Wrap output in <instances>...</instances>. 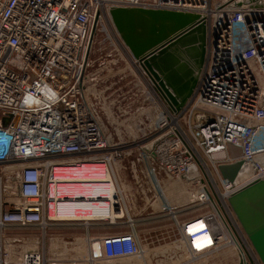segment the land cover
Returning a JSON list of instances; mask_svg holds the SVG:
<instances>
[{"label": "built area", "instance_id": "2783aa9c", "mask_svg": "<svg viewBox=\"0 0 264 264\" xmlns=\"http://www.w3.org/2000/svg\"><path fill=\"white\" fill-rule=\"evenodd\" d=\"M245 1L0 0V264H79L46 254L50 227L71 225L129 230L88 235L82 264H229L228 253L262 264L229 203L264 179V0ZM113 7L203 18L205 63L180 112L122 40ZM99 36L108 45L95 57ZM105 115L126 125L109 129ZM133 150L172 221L168 241L142 243L134 229L120 172ZM238 163L234 180L222 176ZM87 207L94 217L69 215ZM20 230L42 232L43 249Z\"/></svg>", "mask_w": 264, "mask_h": 264}, {"label": "water", "instance_id": "95a60500", "mask_svg": "<svg viewBox=\"0 0 264 264\" xmlns=\"http://www.w3.org/2000/svg\"><path fill=\"white\" fill-rule=\"evenodd\" d=\"M110 14L122 40L171 110L180 112L192 97L205 63L207 29L203 18L194 13L122 7H113ZM7 122L5 119L3 124ZM241 167L238 163L219 169L232 181ZM195 175L198 170L193 166L184 178ZM229 203L264 264V179L234 194Z\"/></svg>", "mask_w": 264, "mask_h": 264}, {"label": "rangeland", "instance_id": "374dc122", "mask_svg": "<svg viewBox=\"0 0 264 264\" xmlns=\"http://www.w3.org/2000/svg\"><path fill=\"white\" fill-rule=\"evenodd\" d=\"M108 45V41L105 42L102 36H99L96 42L95 46V52L94 56L97 57L100 55V52ZM107 63H105L106 65ZM122 68L125 67V64L123 63L121 65ZM109 85V82H108ZM125 83L121 84L120 87L122 90H125ZM117 88V87H116ZM106 108V110H105ZM101 105V113L107 114L108 109L107 106ZM110 110V109H109ZM105 122V125L109 127V129L115 128V126L118 125V122H122L121 120L112 119L111 117H108L105 115V118L103 120ZM130 123V122H129ZM115 124V125H113ZM121 125H126V122L120 123ZM181 125H184V121L181 122ZM143 153L139 150H133L130 157L125 158L123 162V169L121 173L122 178L124 179L125 183L130 187V201L129 204L131 205V218L134 222V229L136 230L139 240L142 243H152L155 244L159 241H168L173 237V231H172V221L163 213H161V207L157 206V197L156 193L152 189L151 182L149 180L146 167L144 166V159L142 157ZM160 201V200H159ZM158 201V203H159ZM172 201V199H171ZM177 204L176 202H174ZM152 204L154 207V210L152 211ZM154 212V214H152ZM201 213L195 211L194 214ZM54 229V228H52ZM65 239H75L80 238L81 235L77 233V230H80L79 228H61L57 229L55 228ZM54 229V230H55ZM111 233H118L123 232L120 231L118 228H112ZM119 230V231H118ZM124 231H127L124 229ZM17 233H19L17 231ZM35 235L36 238L39 239L38 246L39 250L43 249V233L35 230L34 232H30ZM49 233H55L54 231H49ZM84 233V232H82ZM57 233V236L59 235ZM56 234H53V237ZM229 250V249H228ZM227 261L229 264L233 262L231 258L233 257L232 253L226 254ZM70 257L68 256V259ZM230 258V259H229ZM117 264H124L117 263Z\"/></svg>", "mask_w": 264, "mask_h": 264}, {"label": "crops", "instance_id": "0c3cea01", "mask_svg": "<svg viewBox=\"0 0 264 264\" xmlns=\"http://www.w3.org/2000/svg\"><path fill=\"white\" fill-rule=\"evenodd\" d=\"M115 219V218H113ZM52 228H57V229H63V228H79L80 230H77V233H79L81 235L80 238H75L73 239H65L56 229H52ZM112 228H118L120 231L126 232L124 231L128 230V228L126 227H96V226H92L90 227L89 230L86 229V227L84 226H63V227H50V229L47 231V234L49 233V231H54L55 233H50L51 234V240L54 242V245L56 248L62 247L65 248L66 250L68 249H76V251L81 250V252H77V255L82 261H85L88 258V253H87V248H88V244H87V236H100V235H106V234H110L112 232ZM118 230V231H119ZM19 235H32V233L30 232H34V231H30V230H20L18 231ZM84 232V233H82ZM57 233L60 234L59 237L57 236ZM53 234H56V237H53Z\"/></svg>", "mask_w": 264, "mask_h": 264}, {"label": "bare ground", "instance_id": "6f19581e", "mask_svg": "<svg viewBox=\"0 0 264 264\" xmlns=\"http://www.w3.org/2000/svg\"><path fill=\"white\" fill-rule=\"evenodd\" d=\"M85 191H89V190H85ZM85 191L83 192V195H89V193H86ZM73 210H76V209L74 208ZM73 212L74 211H70L69 215L72 216V217L75 216L77 218L88 219V218H92V217L95 216L94 210L92 208H90V207L84 208L83 211L79 212L80 216H77L76 214L74 215ZM109 217L112 218V219L113 218H117V216L115 214L111 213V212L109 213ZM202 228H204V223L203 222H196L195 224H193L190 227L189 230H190V232L194 233V232H197V231L201 230ZM206 238H207V235H202V236L198 237L195 242L199 246H201L203 243L207 244L209 241H207Z\"/></svg>", "mask_w": 264, "mask_h": 264}, {"label": "flooded vegetation", "instance_id": "af4514ba", "mask_svg": "<svg viewBox=\"0 0 264 264\" xmlns=\"http://www.w3.org/2000/svg\"><path fill=\"white\" fill-rule=\"evenodd\" d=\"M51 237H52L51 234L48 233L47 238H46V254L48 256H50V257L51 256H54V257L60 256V258H64L65 256H67L66 257L67 260L73 259V260L77 261L79 264H82L83 261L78 256H76L77 252L79 253V252H81V250H78V251H76V249L65 250V248H62V247L58 248V250H57V248L54 245V242L51 240ZM87 253H89L88 248H87ZM68 256L70 257L69 259H68ZM74 258H76V259H74ZM87 264H91L90 261Z\"/></svg>", "mask_w": 264, "mask_h": 264}]
</instances>
